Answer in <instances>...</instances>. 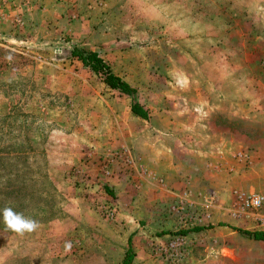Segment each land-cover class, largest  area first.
<instances>
[{
  "label": "rangeland",
  "instance_id": "374dc122",
  "mask_svg": "<svg viewBox=\"0 0 264 264\" xmlns=\"http://www.w3.org/2000/svg\"><path fill=\"white\" fill-rule=\"evenodd\" d=\"M252 193L264 0H0V212L39 225L18 235L0 216V264H121L128 247L131 264H264V240L232 228L177 232L264 228V206H240Z\"/></svg>",
  "mask_w": 264,
  "mask_h": 264
},
{
  "label": "trees",
  "instance_id": "16d2710c",
  "mask_svg": "<svg viewBox=\"0 0 264 264\" xmlns=\"http://www.w3.org/2000/svg\"><path fill=\"white\" fill-rule=\"evenodd\" d=\"M70 55L72 57L77 58L83 66H86L89 68L93 73H95L97 76L101 78V80L111 89L117 90L121 93L132 95L136 92L135 87H133L129 82H127L125 79L120 77L118 74H116L109 66V64L99 55L97 51L94 50H84L79 49L77 47H74L71 50ZM130 110L132 114L147 119L148 118V112L147 110L137 101H133L130 106ZM106 190L107 187H106ZM108 193L111 194V191H108ZM216 226H226L229 228H232L233 230H236L240 235L247 237V238H253L256 240H264V230H250L242 227H237L234 225H230L225 222H217L216 224L209 223L207 225H196L188 229H184L182 231H177L181 233H187L190 231H200L203 229H211ZM162 233H167L166 231H163ZM130 240V238L128 239ZM134 252L131 247H128L124 258L121 262V264H131L134 258Z\"/></svg>",
  "mask_w": 264,
  "mask_h": 264
},
{
  "label": "clouds",
  "instance_id": "9594fccd",
  "mask_svg": "<svg viewBox=\"0 0 264 264\" xmlns=\"http://www.w3.org/2000/svg\"><path fill=\"white\" fill-rule=\"evenodd\" d=\"M0 216H2L6 228L18 235L34 232L39 226L38 221L24 216L23 213L14 211L12 207L3 208Z\"/></svg>",
  "mask_w": 264,
  "mask_h": 264
},
{
  "label": "built area",
  "instance_id": "2783aa9c",
  "mask_svg": "<svg viewBox=\"0 0 264 264\" xmlns=\"http://www.w3.org/2000/svg\"><path fill=\"white\" fill-rule=\"evenodd\" d=\"M242 209H258L264 206V195L252 193L249 195L239 194ZM259 201V202H257Z\"/></svg>",
  "mask_w": 264,
  "mask_h": 264
},
{
  "label": "crops",
  "instance_id": "0c3cea01",
  "mask_svg": "<svg viewBox=\"0 0 264 264\" xmlns=\"http://www.w3.org/2000/svg\"><path fill=\"white\" fill-rule=\"evenodd\" d=\"M258 230H264V228H262V227H259V228H258Z\"/></svg>",
  "mask_w": 264,
  "mask_h": 264
}]
</instances>
